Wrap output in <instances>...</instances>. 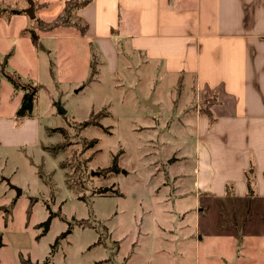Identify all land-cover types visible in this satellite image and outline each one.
<instances>
[{
  "label": "rangeland",
  "instance_id": "1",
  "mask_svg": "<svg viewBox=\"0 0 264 264\" xmlns=\"http://www.w3.org/2000/svg\"><path fill=\"white\" fill-rule=\"evenodd\" d=\"M63 8L0 0V56L12 52L9 71L38 90L35 133L0 138V264H264V171L253 151L243 172L221 170L212 138L200 143L207 91L121 40L111 74L85 22L45 29ZM21 98L0 78V127Z\"/></svg>",
  "mask_w": 264,
  "mask_h": 264
},
{
  "label": "crops",
  "instance_id": "2",
  "mask_svg": "<svg viewBox=\"0 0 264 264\" xmlns=\"http://www.w3.org/2000/svg\"><path fill=\"white\" fill-rule=\"evenodd\" d=\"M78 15L111 74L119 67L121 40L145 64L192 81L197 94L219 91L216 123L197 118L200 143L204 134L212 138L221 170L230 163L243 172L253 151L264 171V0H91ZM5 119L4 141L26 144L37 130L32 120L14 130L13 117Z\"/></svg>",
  "mask_w": 264,
  "mask_h": 264
},
{
  "label": "trees",
  "instance_id": "3",
  "mask_svg": "<svg viewBox=\"0 0 264 264\" xmlns=\"http://www.w3.org/2000/svg\"><path fill=\"white\" fill-rule=\"evenodd\" d=\"M90 3L91 0H65L64 8L62 12L57 16V19L55 21L49 24L48 27L45 25V29L47 31H52L57 29L58 27H67V26L79 27L77 23L83 22V20L77 16V13L81 9L87 7ZM10 14H9L10 16H15V15H21L22 12L18 10H12ZM86 32H87V24L85 23L81 33L84 36ZM116 32H117L116 30H112L113 35ZM31 39L34 47L38 49L39 42H37L33 36H31ZM12 55L13 53L11 52L9 54L0 56V58H2L0 59V78H5L7 80V82L13 88L14 93L22 94L20 105L14 116L15 118L13 119L16 122L18 121L22 122L23 125V123H25L26 120L34 119L33 112L35 109L38 90L34 88L31 83H28L29 80L26 82L20 75L16 74V72L11 73L9 71L10 59L12 58ZM92 77H94L93 73L91 74V79ZM89 81L90 79L87 82ZM219 97H220L219 91H214V92L207 91L202 96V100L199 105V116L207 118L209 121V126L216 123V117L213 114V108L221 103ZM15 126L18 127V125ZM62 148L63 147L61 145H57L53 149L55 150V153H58V151ZM115 167H117L116 164ZM247 183L249 184V181ZM7 211L10 212L9 210ZM52 219H53V215H51L46 222H44L39 226L45 228L44 229L45 234L49 231ZM2 247H3V242H2V237L0 236V249ZM44 264H49V260L47 259Z\"/></svg>",
  "mask_w": 264,
  "mask_h": 264
},
{
  "label": "water",
  "instance_id": "4",
  "mask_svg": "<svg viewBox=\"0 0 264 264\" xmlns=\"http://www.w3.org/2000/svg\"><path fill=\"white\" fill-rule=\"evenodd\" d=\"M143 101V100H142ZM146 105L150 106L153 110H158L157 107L155 105L152 104L151 100H147V101H143ZM60 107V106H59ZM8 183H10L9 181H7ZM12 189H14L17 192V195H21V190L15 186H11Z\"/></svg>",
  "mask_w": 264,
  "mask_h": 264
}]
</instances>
